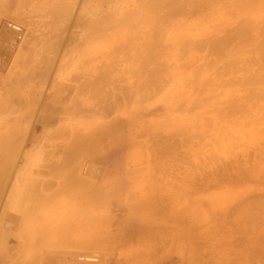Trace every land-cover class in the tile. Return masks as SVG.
Returning a JSON list of instances; mask_svg holds the SVG:
<instances>
[{
  "label": "rangeland",
  "instance_id": "1",
  "mask_svg": "<svg viewBox=\"0 0 264 264\" xmlns=\"http://www.w3.org/2000/svg\"><path fill=\"white\" fill-rule=\"evenodd\" d=\"M56 1L0 0V134L11 131L8 139L20 138L22 143L17 149L12 147V151L16 149L13 152L0 148L9 161L7 169L3 161L0 164L8 171V178L0 182V264H73L83 251L80 239L88 235L106 240L107 248L100 251L111 260L108 264H264V95L256 102L241 86H223L229 79L243 78L249 67L256 68L251 55L258 52L245 45L233 55L242 69L235 74L221 75L225 59L216 65L210 62L215 57L210 38L224 35L222 29L215 32L211 25L227 13L223 2L231 3L233 9L236 1L222 0L220 6L214 3L211 11L217 13L206 19L213 0H181L183 13L157 28L165 50L159 59L166 60L162 67L181 75V82L164 75L160 81L163 87L160 83L140 90L132 88L133 79L128 81L131 78L125 70L128 61L124 60L133 52L131 56L119 52L114 63V58L91 50L98 47L90 40L94 37L93 17L91 12L83 14L88 4L113 5L117 13L110 7L114 17L108 19L116 20L133 11L134 2L70 0L71 14L58 21L49 15ZM11 17H23L28 23L22 26ZM246 17H229L228 27L233 29ZM102 19L96 18L94 23L106 24L108 19ZM261 20L257 27L264 32V17ZM5 22L18 23L23 28L18 32L22 38L16 39L10 30L6 32L12 33L13 40L3 37ZM178 25L196 27L191 34L186 32L184 41L190 38L186 51L174 46L172 37L178 31L183 33ZM24 40L26 46H22ZM165 54L176 56L168 59ZM215 70L219 77L209 87L195 83L197 72L208 76ZM230 88H240L238 93L248 97L239 99L234 107L235 117L244 126V132L235 136L218 130V126L234 124L222 114L225 111L209 103L212 95L224 98L223 91ZM80 98H87L88 103L83 105ZM259 116L262 118L256 122ZM218 135L230 145L229 152L219 145ZM229 194L232 201L216 207L218 210L207 201L212 195ZM197 212L205 219H199Z\"/></svg>",
  "mask_w": 264,
  "mask_h": 264
},
{
  "label": "bare ground",
  "instance_id": "2",
  "mask_svg": "<svg viewBox=\"0 0 264 264\" xmlns=\"http://www.w3.org/2000/svg\"><path fill=\"white\" fill-rule=\"evenodd\" d=\"M187 1V0H184ZM222 0H217L216 2H214L213 0V4H210L208 6V17H205L206 19H212L215 17L216 15V11H211L212 7L214 6V3L216 5L220 6ZM226 1V0H225ZM236 4L235 6H233V9L230 8L231 3H226L223 2V9H226L225 14H222V16H220V18H218V21H216L215 23H213L212 26V30L215 32H219L221 29L224 32V35L222 37H211L209 40V47L211 48V52L212 54L215 56L214 60H210L214 62V64H218L220 61H222V59H225V63L223 64L222 68H223V72L221 71V75H223L224 73H233V72H240L241 70L239 69L240 66H237V61L236 59L233 57V55H235L237 52H242V49L245 45H252L254 46L253 51H257L258 54H256L255 52V56L253 57V55H251V62H252V66L253 65H258L256 68H252L249 67L247 69V73L246 75L243 76V78L238 79L237 81H232V80H228L227 82H224L223 86L225 85H232V86H241V91L243 88L247 89V93H251L253 97H251V95L249 94V97H251V99H253L255 97L256 102H258V100L260 101L261 96L264 95V32H262V30H258L257 24H258V20L262 19L264 17V0H235ZM70 0H57L56 1V5L53 7V9L51 10V12L49 13V15L53 18V20H58V21H62L64 19H66V17H68V15L71 14V9L72 6H70ZM134 2V5L136 6L135 9L133 11H130V13H123V16H120L118 19L116 20H110L108 18H113L114 15L113 13H111L109 11L110 7L112 8V11L114 12V14H116V10H114V6H109V7H100V5L93 6L90 7L91 5H86L84 7V15H90V12L92 13V23L94 24V28H93V35L94 37L91 38L90 40H94L93 42L96 43V45H98V47L93 48L91 50L95 49L99 52H101L104 56H108V57H112L114 58L113 62H116V59L118 58L117 54L119 52H124L125 54L127 53V55L130 54V52H133V56L132 57H128L126 58L125 55V62L126 60L128 61L127 66L125 67V70L127 68V72H129V76H130V80L128 79V81H132V88H144L145 86L147 87H157L158 84H160V86L162 85L161 78H164L162 76H171L173 78V76L178 80V83L181 82L180 79L182 78L181 75L177 74H170L169 68H165L166 67V60L164 59V61H160L159 59H161L160 57L162 55H164V48L161 46V36L159 34V29H157L158 27L162 28V25L165 26V22H167L169 20V18L171 17H175L178 15H181L185 9L184 3L181 0H132V3ZM183 3V4H182ZM73 4V3H72ZM233 5V4H232ZM132 6V5H131ZM134 8V7H133ZM42 9V8H41ZM117 9V8H115ZM191 9V8H190ZM189 9V10H190ZM217 9V8H216ZM131 10V9H130ZM207 10V9H206ZM129 11V10H128ZM161 11H165L164 14L160 15ZM8 13V12H7ZM17 13V12H16ZM22 13V12H21ZM20 13V14H21ZM196 13V12H195ZM199 14V13H198ZM201 14V13H200ZM185 15V14H183ZM202 15V14H201ZM241 15H247L246 19L237 24L233 29H230L229 27V17H236V16H241ZM261 15V16H260ZM188 16V15H186ZM205 16V15H204ZM207 16V15H206ZM191 17V16H190ZM245 17V16H244ZM13 20H15L16 22H18L20 25H27V23L25 22V18L23 17H11ZM96 18H103V19H108L106 24H99L98 21L97 23H94V21L96 20ZM229 18V19H228ZM102 19V20H103ZM190 19V18H189ZM200 19V18H199ZM205 19V20H206ZM232 19V18H231ZM52 20V21H53ZM181 20V19H180ZM28 21V20H27ZM50 21V22H52ZM197 21V20H196ZM208 21V20H207ZM206 21V22H207ZM263 21V20H261ZM169 22V21H168ZM175 22V21H174ZM235 22V21H234ZM18 23L16 24H12L9 22H5L3 24V28L2 31H4L2 33L3 37H6L8 41L9 40H13V34H16V39H21L22 37L18 34V32L23 31V28L21 26L18 25ZM31 23V22H30ZM53 23V22H52ZM176 23V22H175ZM198 23V22H197ZM56 24V23H55ZM180 24V23H178ZM184 24V23H183ZM207 23H205L206 25ZM170 25V24H169ZM145 26V27H144ZM175 26V25H174ZM179 26V25H178ZM210 26V27H211ZM229 26V27H228ZM27 27V26H26ZM138 27L141 29L139 30ZM173 27V26H172ZM179 28L183 29V33L181 31H178L176 35H174L172 38L175 39L174 41V46H177L178 49H180L181 51H186L184 49H186V47H188L189 44V39L184 41V39L188 36V34H186L187 31H190V34L192 33L193 27L190 26H179ZM264 28V27H263ZM173 29V28H172ZM199 29V28H198ZM6 30H10L12 33H7ZM29 30V29H28ZM207 31V29H206ZM181 32V33H180ZM196 32V31H195ZM221 32V31H220ZM7 33V34H6ZM27 33V32H26ZM28 34V33H27ZM174 34V33H173ZM196 34V33H195ZM219 34V33H218ZM10 35V36H9ZM30 36V35H28ZM191 37V36H190ZM194 37V36H192ZM196 37V36H195ZM6 38V40H7ZM11 38V39H10ZM26 38V37H25ZM171 38V37H170ZM171 38V39H172ZM2 39V37H1ZM24 39V38H23ZM31 39V38H30ZM202 39V38H201ZM195 40V39H194ZM86 41V40H85ZM163 41V40H162ZM21 42V41H20ZM173 42V41H172ZM28 42L22 43V46H26ZM88 43V42H87ZM93 43V44H94ZM195 43V42H194ZM200 43V42H199ZM92 44V45H93ZM88 45H91V43H88ZM95 45V44H94ZM93 45V46H94ZM169 45V43L167 44ZM199 44H196V46ZM201 45V44H200ZM203 45V44H202ZM205 45V42H204ZM172 46V45H171ZM173 46V47H174ZM196 46H194L196 48ZM166 47V45H165ZM23 48V47H22ZM91 48V47H90ZM176 48V47H175ZM253 48V47H252ZM171 49V48H170ZM205 49V48H204ZM89 50V48H88ZM241 50V51H240ZM246 50V49H245ZM249 50V49H248ZM247 50V51H248ZM196 51V50H195ZM202 51V49H201ZM205 51V50H204ZM250 51V50H249ZM50 52V51H49ZM210 52V51H209ZM244 52V51H243ZM246 52V51H245ZM171 53V52H170ZM250 53V52H249ZM187 54V53H186ZM199 54V53H198ZM45 55V54H44ZM132 54H130L131 56ZM166 57L168 56V59L172 58L173 56L175 57L176 55L174 54H165ZM122 56V57H123ZM207 56V55H206ZM210 56V55H209ZM212 56V55H211ZM244 56V55H243ZM242 56V57H243ZM49 57V56H48ZM213 57V56H212ZM225 57V58H224ZM226 58L229 60L227 61ZM232 58V59H231ZM244 58V57H243ZM248 58V57H247ZM47 59V58H46ZM201 58H199L200 60ZM241 59V58H240ZM198 60V59H196ZM209 60V58H208ZM231 60V61H230ZM238 60V59H237ZM45 61V60H44ZM170 61V60H169ZM202 61V59H201ZM205 61V60H204ZM239 61V60H238ZM120 62V61H119ZM174 62V61H173ZM189 62V61H188ZM191 62V61H190ZM197 62V61H196ZM195 62V63H196ZM235 62V63H234ZM127 63V62H126ZM206 64L208 63L209 65V61L205 62ZM51 64V63H50ZM193 64V63H192ZM199 64V63H198ZM241 64V63H240ZM244 64V63H243ZM98 65V64H97ZM119 65V64H118ZM123 65V63H122ZM165 66V67H162ZM190 65V64H189ZM117 66V65H116ZM115 66V69H117ZM168 66V64H167ZM171 66V65H170ZM192 66V65H191ZM197 66V65H196ZM212 66V65H211ZM248 66V65H247ZM247 66L244 68H247ZM94 67V66H93ZM169 67V66H168ZM198 67V66H197ZM210 67V65H209ZM219 67V65H218ZM221 67V65H220ZM193 68V67H192ZM200 68V67H199ZM212 68V67H211ZM43 69V68H42ZM217 69V68H216ZM221 69V68H220ZM105 70V69H104ZM124 70V71H125ZM240 70V71H239ZM108 71V70H106ZM175 71V70H174ZM180 71V70H179ZM119 72V71H118ZM173 73V72H172ZM243 73V72H242ZM240 73V74H242ZM105 72L102 73L101 75H99L100 77H104L105 76ZM110 74V72H109ZM122 75V72L120 73ZM220 72L215 70L213 73L211 71V73L207 76V73H203V72H197L196 77L194 79L195 83L197 85H207L209 87L210 83H212L213 81L215 82V79L219 77ZM235 74V73H233ZM237 74V73H236ZM124 75V74H123ZM179 75V78H178ZM230 75V74H229ZM98 76V77H99ZM206 76V77H204ZM225 76V75H224ZM235 76V75H234ZM99 77V78H100ZM143 77H147L144 78ZM241 77V76H239ZM125 78V77H124ZM122 78V81H124L125 79ZM124 79V80H123ZM127 79V78H126ZM167 79V78H166ZM165 79V80H166ZM232 79V78H231ZM234 79V78H233ZM159 80V82H158ZM227 80V79H226ZM126 81V80H125ZM163 81V80H162ZM167 81V80H166ZM165 81V82H166ZM217 81V79H216ZM221 81V80H220ZM164 82V81H163ZM164 82V83H165ZM187 82V81H186ZM185 82V83H186ZM263 82V85L262 83ZM128 83V82H126ZM218 83V82H216ZM215 83V84H216ZM253 84V85H251ZM195 85V84H194ZM193 87H196L194 86ZM214 85V84H212ZM218 85V84H217ZM124 86V85H122ZM190 86V85H189ZM125 87V86H124ZM128 87V86H127ZM127 87L125 89H127ZM163 87V85H162ZM191 87V86H190ZM202 87V86H201ZM213 87V86H212ZM210 87L209 90L213 91L214 88ZM177 88V87H176ZM203 88V87H202ZM201 88V89H202ZM253 88V89H251ZM123 89V88H122ZM123 89V90H125ZM149 88H146V90ZM199 89V88H198ZM101 90V89H100ZM140 90V89H139ZM142 90V89H141ZM156 90V89H155ZM207 90V89H206ZM216 90V89H215ZM240 90V88H230L229 90H222V97H216V95H212L211 100H210V104L212 105H216L219 106V110L221 111H225L224 114L225 116H228L231 118V120L233 121L234 126L231 127H225L223 125L218 126V130L219 131H223V130H227L226 132L230 131V134L232 135H238L240 132H242L244 126L243 123L239 121L238 118L235 117V112L236 109H234V107H236V103L239 99H242L244 96H241L238 91ZM255 90H259V93H254ZM104 91V90H103ZM109 91V90H107ZM160 91V90H159ZM176 91V90H175ZM183 91V90H182ZM196 91V90H194ZM251 91V92H250ZM106 92V91H105ZM110 92V91H109ZM146 92V91H145ZM148 92V91H147ZM158 92V91H157ZM187 92V91H186ZM189 92V91H188ZM258 92V91H257ZM125 93L129 94L128 92L125 91ZM176 93V92H174ZM182 93V92H181ZM214 93V92H213ZM246 93V92H245ZM147 94V93H146ZM150 94H152L150 92ZM168 94V93H167ZM177 94V93H176ZM194 94V92L192 93ZM191 94V95H192ZM258 94V95H256ZM112 95V93H111ZM125 95V94H124ZM182 95V94H181ZM203 95V94H202ZM208 95V94H206ZM173 96V95H172ZM197 96V95H196ZM210 96V94H209ZM112 97V96H111ZM142 97V95H141ZM171 97V96H170ZM247 97V95L245 96ZM244 97V98H245ZM116 98V97H115ZM145 98V97H143ZM188 98V97H186ZM198 98V96H197ZM208 98V97H207ZM248 98V97H247ZM82 99L83 105L86 103H88V101L86 100L87 98H80ZM122 99V98H121ZM120 99V100H121ZM128 99V96H127ZM194 99V98H193ZM196 99V98H195ZM118 100V99H117ZM170 100V99H169ZM198 100V99H197ZM247 101V99H245ZM97 101H99L97 99ZM100 101H102L100 99ZM205 101V100H204ZM264 101V100H263ZM188 102V101H187ZM195 102V101H193ZM4 103V102H3ZM79 103V102H78ZM100 103V102H99ZM107 103V102H106ZM186 103V102H185ZM197 103V102H196ZM204 103V102H203ZM248 103V102H247ZM254 103V102H253ZM118 104V102H117ZM121 104V103H120ZM139 104V103H138ZM189 104V103H188ZM207 104V101H206ZM205 104V105H206ZM238 104V103H237ZM242 104V102H241ZM255 104V103H254ZM77 105V104H76ZM75 105V106H76ZM96 105V104H95ZM196 104L194 103V106ZM199 105V102L197 104V106ZM240 105V104H239ZM246 105V104H245ZM143 106V104H142ZM172 106V105H171ZM184 105H182L183 108ZM201 106V104H200ZM260 106V105H259ZM262 106V105H261ZM264 106V104H263ZM2 107V106H1ZM78 107V106H77ZM112 107V105H111ZM186 107V106H185ZM188 107H190L188 105ZM254 107V106H253ZM98 108V107H97ZM164 108V107H163ZM193 108V107H192ZM217 108V107H216ZM70 109V108H68ZM80 110L81 107L79 106ZM100 109V107H99ZM104 109V107H103ZM243 109V108H242ZM264 109V108H263ZM75 110H77L75 108ZM151 110V109H150ZM217 110V111H219ZM252 110V109H251ZM257 110V109H256ZM69 111V110H68ZM91 110H89L90 112ZM96 111V109H95ZM181 111V110H180ZM200 111V110H199ZM216 111V110H215ZM243 111H246V109ZM1 112V111H0ZM76 113V111H74ZM93 112V111H92ZM97 112V111H96ZM185 112V111H184ZM194 112V110H193ZM212 112V111H211ZM52 113V111H51ZM179 113V112H178ZM246 113V112H245ZM257 113V112H256ZM180 114V113H179ZM194 114V113H192ZM197 114V113H196ZM206 114V113H205ZM258 114V113H257ZM184 114H182L183 116ZM191 115V114H190ZM221 115V113H220ZM245 115V114H244ZM256 115V114H255ZM1 116V114H0ZM198 116V115H197ZM238 116V115H237ZM247 116V115H246ZM264 116V115H263ZM52 117V116H51ZM191 117V116H190ZM189 117V118H190ZM182 118V117H181ZM186 118V117H185ZM197 118V117H196ZM229 118V119H230ZM256 118V116L254 117ZM262 116H259L258 119H256V122L259 121V119H261ZM159 119V118H158ZM227 118V120H229ZM198 120V119H197ZM172 121V120H171ZM166 122L168 123V121L166 120ZM197 123V122H196ZM213 123V122H212ZM224 123V121H223ZM182 124V122H181ZM195 124V123H192ZM191 124V125H192ZM220 125V124H219ZM190 126V125H189ZM200 126V125H199ZM230 126V125H229ZM191 127V126H190ZM203 127V126H202ZM206 127V126H205ZM22 128V127H21ZM177 128V127H176ZM181 128V127H179ZM209 128V127H208ZM211 128V127H210ZM259 128V127H258ZM175 129V127H174ZM214 130V129H213ZM195 131V130H194ZM193 131V132H194ZM198 131V130H197ZM200 131V130H199ZM250 131V130H249ZM174 132V131H173ZM172 132V135H174V133ZM192 132V131H191ZM244 132V131H243ZM218 133V132H217ZM220 133V132H219ZM218 133V134H219ZM257 133V132H256ZM18 134V133H17ZM204 134V131H203ZM203 134H199V136H203ZM210 134V133H209ZM8 135H11V131L6 132L5 134L2 133L0 134V148L1 151L4 148V151L11 149L12 151V147L13 149L16 148L18 145L22 144L20 142V138L14 137L15 139L13 140H9L8 139ZM14 135V134H12ZM171 135V133L169 134V136ZM191 135V134H190ZM207 135V134H206ZM224 135V134H223ZM262 135V134H261ZM167 136V135H166ZM195 136V135H193ZM11 137V136H10ZM22 137V136H21ZM221 136L218 135V143L219 145H221V147L224 148V150H226V152L230 151V145L228 143L225 142V139L220 138ZM241 137V136H240ZM206 138V137H205ZM229 138V137H228ZM179 139V137H178ZM196 139V138H195ZM213 139V138H212ZM127 140V139H126ZM198 140V139H197ZM228 140V139H227ZM226 140V141H227ZM206 141V140H205ZM252 141V140H251ZM122 142V141H121ZM163 142V141H162ZM180 142V141H179ZM191 142V141H190ZM193 142V141H192ZM195 142V140H194ZM207 142V141H206ZM261 142V141H260ZM123 143V142H122ZM130 143V142H129ZM183 143V142H182ZM206 144V143H205ZM208 144V142H207ZM211 144V143H210ZM239 144V143H238ZM248 144V143H247ZM253 144V143H252ZM190 145V144H189ZM212 145V144H211ZM259 145V144H258ZM59 146V145H58ZM127 146V144H126ZM203 146V145H202ZM57 147V146H56ZM171 147V145H170ZM255 147V146H254ZM257 147V146H256ZM179 148V147H178ZM181 148V147H180ZM201 148V147H200ZM214 148V147H213ZM17 149V148H16ZM15 149V150H16ZM222 149V148H221ZM244 149V148H243ZM249 149V148H247ZM253 149V148H252ZM13 150V151H15ZM60 150V149H59ZM189 150V149H188ZM187 150V151H188ZM201 150V149H200ZM199 150V152H200ZM215 150V149H214ZM256 150V148H255ZM10 151V152H11ZM12 151V152H13ZM174 151V150H173ZM185 150V153L187 152ZM194 151V150H193ZM175 152V151H174ZM196 152V151H195ZM252 152V151H251ZM7 154V152H5ZM9 153V152H8ZM201 153V152H200ZM6 154H0V164H2L4 162L5 168H9V161H8V155ZM47 154V153H46ZM181 154V153H180ZM179 154V156H180ZM217 154V153H216ZM235 154V153H234ZM238 154V153H237ZM183 155V154H182ZM185 155V154H184ZM212 155V159H215V153L211 154ZM226 155V154H225ZM10 156V155H9ZM174 156V155H173ZM207 156V154H206ZM253 156V155H252ZM172 157V156H171ZM190 157V156H189ZM221 157V156H220ZM228 157V156H227ZM254 157V156H253ZM132 158V157H131ZM161 158V157H160ZM177 158V157H174ZM184 158H188L184 157ZM195 158V157H194ZM193 158V159H194ZM10 159H12V157H10ZM15 159V158H14ZM180 159V158H177ZM240 159V158H239ZM3 161V162H2ZM12 161V160H11ZM166 161V160H164ZM191 161V160H190ZM195 161V160H194ZM236 161V160H235ZM242 161V160H241ZM15 162V161H14ZM220 162V161H219ZM224 162V161H223ZM227 162V160H226ZM225 163V162H224ZM245 163V162H244ZM256 163V162H255ZM169 164V163H168ZM175 164V163H174ZM204 164V163H203ZM222 164V163H221ZM4 165L3 168L1 166L0 169V182L1 181H5L6 178H8V173L6 174V170H4ZM165 165V164H164ZM177 165V164H176ZM197 165V164H196ZM200 165V164H199ZM232 165V164H230ZM163 166V165H162ZM183 166V165H182ZM240 166V165H239ZM11 167V166H10ZM165 167V166H164ZM181 167V165H180ZM203 167V166H202ZM216 167V166H215ZM224 167V166H223ZM234 167V166H233ZM237 167V166H235ZM252 167V166H251ZM260 167V166H259ZM258 167V168H259ZM6 168V169H7ZM230 168V167H229ZM245 168V167H244ZM249 168V167H248ZM4 171H3V170ZM200 169V167H199ZM218 169V168H217ZM232 169V168H231ZM260 169V168H259ZM172 170H174L172 168ZM247 170V169H246ZM257 170V169H256ZM263 170V169H262ZM193 171V170H192ZM220 171V170H219ZM239 171V170H238ZM182 172V171H181ZM211 172V171H210ZM214 172V171H213ZM245 172V171H244ZM252 172V171H251ZM259 172V170H258ZM261 172V171H260ZM199 173V172H198ZM203 173V172H201ZM224 173V172H223ZM240 173V172H239ZM253 173V172H252ZM10 174V173H9ZM222 174V173H221ZM256 174V173H255ZM201 175V174H200ZM205 175V174H204ZM234 175V174H233ZM236 175V174H235ZM238 175V174H237ZM242 175V174H240ZM253 175V174H252ZM239 176V175H238ZM254 176V175H253ZM256 176V175H255ZM22 177V176H21ZM192 177V176H191ZM196 177V176H195ZM212 177V176H211ZM247 177H250L249 175ZM252 177V176H251ZM200 178V176H199ZM207 178V177H206ZM168 179V178H167ZM192 179V178H191ZM215 179V178H214ZM228 179V178H227ZM255 179V178H253ZM257 179V178H256ZM83 180V179H82ZM239 180V178H238ZM252 180V179H251ZM80 181V178H79ZM201 181V180H200ZM210 181V180H209ZM216 181V180H215ZM242 182V180H240ZM195 182V181H194ZM2 183V182H1ZM4 183V182H3ZM212 183V182H211ZM173 186V185H172ZM183 187V186H182ZM199 188V187H196ZM195 188V189H196ZM1 189V188H0ZM188 189V188H187ZM206 189V188H205ZM211 189V188H210ZM31 190V189H30ZM202 190V188H201ZM229 189H227L228 191ZM198 191V190H197ZM238 191V190H237ZM1 192V190H0ZM19 192V191H18ZM25 192V191H24ZM101 192V191H100ZM189 192V191H188ZM251 191H248L247 193H249ZM181 193V192H180ZM233 193V190H232ZM225 194V193H224ZM226 194H228L226 192ZM181 195H183L181 193ZM239 195V194H238ZM243 195V194H242ZM93 196V195H92ZM105 196V195H104ZM188 196V195H186ZM244 196V195H243ZM106 197V196H105ZM209 197V196H208ZM237 197V196H236ZM235 197V198H236ZM252 197V196H251ZM191 198V197H190ZM232 198L231 195L229 194V196H216V195H212L208 198L207 201H209V205L211 208H216L221 206V204H223L224 202H226L227 200L229 201V199ZM93 199V198H92ZM175 199V198H174ZM184 199V198H183ZM203 199V198H202ZM205 199V198H204ZM94 200V199H93ZM183 201V200H182ZM200 201H202L200 199ZM205 201V200H204ZM230 201H232V199H230ZM229 201V202H230ZM178 203V202H177ZM184 203V202H183ZM193 203V202H192ZM191 203V204H192ZM233 203V202H232ZM250 203V202H249ZM182 204V203H180ZM189 204V203H188ZM195 205V204H194ZM229 205V204H228ZM246 205V204H245ZM193 205H189V207H191ZM249 206V205H248ZM200 207V206H198ZM244 207V206H243ZM201 208V207H200ZM194 209V207H193ZM196 209V206H195ZM217 209V208H216ZM197 210V209H196ZM218 210V209H217ZM220 210V209H219ZM201 211V210H200ZM199 211V212H200ZM207 211V210H206ZM247 211V208H246ZM195 212V211H194ZM204 213V212H203ZM192 214V213H191ZM206 215V214H205ZM229 215V214H228ZM85 217V216H84ZM197 217H199V219H201L202 217L204 218V216L200 213L197 212ZM229 217V216H228ZM196 218V217H195ZM218 218V216H217ZM84 219V218H83ZM205 219V218H204ZM193 220V219H192ZM190 221V220H189ZM201 221V220H200ZM94 222V221H92ZM172 222V220H171ZM247 222V221H246ZM196 223V222H195ZM208 223V222H207ZM219 223V222H218ZM227 223V222H226ZM250 223V221H249ZM127 224V223H126ZM176 224V223H175ZM203 224V222L201 223ZM216 224V223H214ZM33 225V224H32ZM199 225V224H198ZM204 225V224H203ZM234 225V224H233ZM143 228V227H142ZM162 228V227H161ZM165 228V226H164ZM202 229H204V227H202ZM250 229V228H249ZM31 230H33V228H31ZM176 230V229H175ZM179 230V229H178ZM191 230V229H190ZM217 232V231H215ZM131 233V232H130ZM213 233V232H212ZM218 233V232H217ZM236 233V232H235ZM247 234V233H246ZM3 235V234H2ZM225 235V234H224ZM228 235V234H226ZM230 235V234H229ZM4 236V235H3ZM194 237V236H193ZM190 238V237H189ZM214 238V237H213ZM248 238V237H247ZM1 239V237H0ZM129 239V238H128ZM219 239V238H218ZM82 244H81V248L83 251H80L78 253V256L76 257L77 260L76 262H74L73 264H108V261L106 260V258L108 256H106V254L101 250H103L102 248H105L106 246H108V243L106 242V240L104 238H96V237H92L91 235H88L87 237H83L82 239ZM220 240V239H219ZM221 241V240H220ZM1 242V241H0ZM223 242V241H222ZM226 242V241H225ZM194 243V242H193ZM228 243H230L228 241ZM222 244V243H221ZM227 244V243H226ZM259 246V245H258ZM107 248V247H106ZM226 248V247H225ZM238 248V247H237ZM240 248V247H239ZM218 249V248H217ZM191 251V250H190ZM220 251V250H219ZM233 251V250H232ZM85 253H92L93 255L91 256L90 254L86 255ZM223 253V252H221ZM195 254V253H194ZM193 254V255H194ZM220 254V253H219ZM96 256H98L100 258H97ZM226 256V255H225ZM221 257V256H220ZM223 259V257H221ZM241 258V257H240ZM36 259V258H34ZM32 259V260H34ZM110 259V258H109ZM31 261V260H30ZM29 261V263H30ZM111 261V260H110ZM109 261V262H110ZM214 261V260H213ZM32 262V261H31ZM50 262V261H49ZM34 263V262H32ZM51 263V262H50ZM111 264V263H110ZM224 264V263H222Z\"/></svg>",
  "mask_w": 264,
  "mask_h": 264
},
{
  "label": "crops",
  "instance_id": "3",
  "mask_svg": "<svg viewBox=\"0 0 264 264\" xmlns=\"http://www.w3.org/2000/svg\"><path fill=\"white\" fill-rule=\"evenodd\" d=\"M31 229V228H30ZM23 234V233H22ZM53 262H56V260H53Z\"/></svg>",
  "mask_w": 264,
  "mask_h": 264
}]
</instances>
